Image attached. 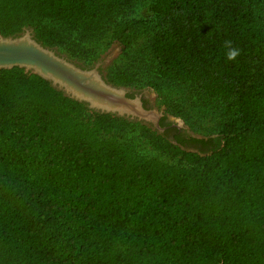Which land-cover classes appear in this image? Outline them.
I'll use <instances>...</instances> for the list:
<instances>
[{"label":"trees","instance_id":"obj_1","mask_svg":"<svg viewBox=\"0 0 264 264\" xmlns=\"http://www.w3.org/2000/svg\"><path fill=\"white\" fill-rule=\"evenodd\" d=\"M138 1L0 0V33L30 26L75 55L108 34L129 50L154 27L132 12ZM263 6L153 1L161 77L198 83L231 113L204 138L173 140L24 68L0 69V264H264ZM138 129L184 164L138 153L127 136Z\"/></svg>","mask_w":264,"mask_h":264},{"label":"rangeland","instance_id":"obj_2","mask_svg":"<svg viewBox=\"0 0 264 264\" xmlns=\"http://www.w3.org/2000/svg\"><path fill=\"white\" fill-rule=\"evenodd\" d=\"M153 1L139 0L132 9L136 16L152 18L154 27L148 35L139 39L129 50H123L120 44L107 33L104 38L87 42L82 49L83 52L79 55L73 54L61 45L48 47L55 49L60 55L84 68H91L99 64L100 72L109 82L110 75L114 70L131 74L135 81L119 86H124L129 92H140L147 98V102L152 108L162 111L164 113L162 117L175 124L189 137L204 138L215 135L221 124L231 115L221 101L205 93L198 83L168 80L161 77L159 73V65L150 48L157 22L151 9ZM261 12L264 14V6ZM26 27H23L19 34L23 33ZM30 28L36 38L34 28ZM121 117L139 121L153 131L156 130L150 123L126 116ZM179 125L181 126L179 127ZM135 132H128L127 136L134 143L138 153L171 164H184L180 154L157 149L150 140L151 132L145 131L142 134L140 129L137 130V133ZM157 132L163 134V132Z\"/></svg>","mask_w":264,"mask_h":264},{"label":"water","instance_id":"obj_3","mask_svg":"<svg viewBox=\"0 0 264 264\" xmlns=\"http://www.w3.org/2000/svg\"><path fill=\"white\" fill-rule=\"evenodd\" d=\"M14 66L40 75L91 109L150 123L159 132L165 129L160 125L164 113L157 108L145 107L141 95L130 97L127 88L107 81L99 70V64L84 68L42 44L30 27L18 35L0 33V69Z\"/></svg>","mask_w":264,"mask_h":264},{"label":"flooded vegetation","instance_id":"obj_4","mask_svg":"<svg viewBox=\"0 0 264 264\" xmlns=\"http://www.w3.org/2000/svg\"><path fill=\"white\" fill-rule=\"evenodd\" d=\"M137 95H141V99H142L143 104H144L145 107L152 108L151 105L148 104L147 98L144 95H142L140 92H134V91L128 92V96H130V97H135ZM160 125L165 127L163 133H165L166 131H169L170 138H173V140H175L174 139V137H175L174 135L175 134L182 135L183 137H189L180 128L176 127L175 124H173L172 122L166 120L164 117H161Z\"/></svg>","mask_w":264,"mask_h":264},{"label":"clouds","instance_id":"obj_5","mask_svg":"<svg viewBox=\"0 0 264 264\" xmlns=\"http://www.w3.org/2000/svg\"><path fill=\"white\" fill-rule=\"evenodd\" d=\"M228 51L226 52V60L234 61L240 54V50L238 48L231 46V41H225L224 45Z\"/></svg>","mask_w":264,"mask_h":264}]
</instances>
